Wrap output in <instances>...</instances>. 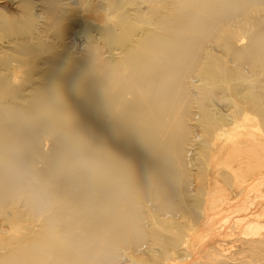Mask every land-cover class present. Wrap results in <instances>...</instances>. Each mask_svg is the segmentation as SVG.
I'll use <instances>...</instances> for the list:
<instances>
[{
    "label": "bare ground",
    "instance_id": "6f19581e",
    "mask_svg": "<svg viewBox=\"0 0 264 264\" xmlns=\"http://www.w3.org/2000/svg\"><path fill=\"white\" fill-rule=\"evenodd\" d=\"M242 90L264 0H0V264H264Z\"/></svg>",
    "mask_w": 264,
    "mask_h": 264
},
{
    "label": "rangeland",
    "instance_id": "374dc122",
    "mask_svg": "<svg viewBox=\"0 0 264 264\" xmlns=\"http://www.w3.org/2000/svg\"><path fill=\"white\" fill-rule=\"evenodd\" d=\"M155 2L154 3H152L151 4V6L152 7H154L155 6ZM144 21L145 20H143L142 18H141V20L138 22V23H136V24H134L133 26H132V30L134 31L135 29H137V28H142V27H144ZM132 31V32H133ZM260 74H261V67H255L253 70H252V76L251 75H249V74H244L243 75V78H242V89H243V87L245 86V84H247V82H249V81H251V82H254L258 77H260ZM27 78H28V82L30 81V73H27ZM247 80H249V81H247ZM259 85H261V84H259ZM260 87V86H259ZM18 89V88H17ZM244 91V92H243ZM247 90H242V106H247L248 107V109H249V107L251 108V109H249L251 112H259L258 114H259V117L261 116V110H263L264 109V104H263V106L262 107H260L262 104L260 103L259 104V106H258V108L255 110L254 109V105L255 104H257L256 102H257V100H256V98L257 99H260V97H258L259 95H255L256 94V92H259V91H256V92H249V91H247ZM249 92V93H248ZM255 93V94H254ZM256 97V98H255ZM262 101H264V100H262ZM243 103H244V105H243ZM255 103V104H254ZM247 107H244V108H247ZM260 107V108H259ZM263 108V109H262ZM258 109H259V111H258ZM261 109V110H260ZM263 112H264V110H263ZM256 113V114H257ZM261 113V114H260ZM258 114H257V116H258ZM262 116H264V113H263V115ZM259 117H258V119H259ZM262 119V120H261ZM260 122H261V126L263 125V123H264V118L263 117H261L260 118V120H259ZM263 122V123H262ZM263 130H264V125H263ZM198 149H200V148H198ZM199 183H201L200 181H199ZM202 184V183H201ZM201 184H198L199 185V188H198V192H200V186H201ZM179 210H182V208L181 209H179Z\"/></svg>",
    "mask_w": 264,
    "mask_h": 264
}]
</instances>
